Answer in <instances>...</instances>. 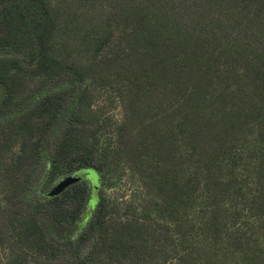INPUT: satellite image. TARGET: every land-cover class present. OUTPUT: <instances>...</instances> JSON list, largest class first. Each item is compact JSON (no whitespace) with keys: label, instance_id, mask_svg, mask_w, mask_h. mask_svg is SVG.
Segmentation results:
<instances>
[{"label":"trees","instance_id":"16d2710c","mask_svg":"<svg viewBox=\"0 0 264 264\" xmlns=\"http://www.w3.org/2000/svg\"><path fill=\"white\" fill-rule=\"evenodd\" d=\"M0 264H264V0H0Z\"/></svg>","mask_w":264,"mask_h":264},{"label":"rangeland","instance_id":"374dc122","mask_svg":"<svg viewBox=\"0 0 264 264\" xmlns=\"http://www.w3.org/2000/svg\"><path fill=\"white\" fill-rule=\"evenodd\" d=\"M95 95L94 98V109L99 112L110 114L114 117V121H120L122 119L121 107L117 101V98L112 89H102L96 88L93 89ZM81 175L87 174L86 178L92 183L94 199L91 203V206H95L96 194L99 188V179L96 172L93 169L80 171ZM63 180V179H62ZM59 184V183H58ZM57 184V185H58ZM55 186V188L57 187ZM54 188V189H55ZM107 194L111 197V200H118L119 203L132 202L138 200L139 198V186L135 179L130 180L127 173L122 174V176L116 182V185L107 190ZM7 253L2 250L1 257L6 260Z\"/></svg>","mask_w":264,"mask_h":264},{"label":"water","instance_id":"95a60500","mask_svg":"<svg viewBox=\"0 0 264 264\" xmlns=\"http://www.w3.org/2000/svg\"><path fill=\"white\" fill-rule=\"evenodd\" d=\"M79 173H81V172L79 171V172L73 173V174L67 176L66 178H64L63 180H61L59 182V184L57 185V187L53 190L52 193L58 194V193L62 192L63 190H65L70 185L86 178L87 174L81 175Z\"/></svg>","mask_w":264,"mask_h":264}]
</instances>
